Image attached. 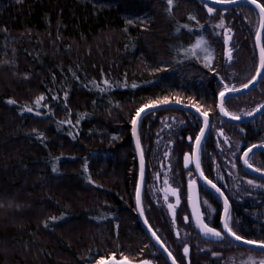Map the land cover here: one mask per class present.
Masks as SVG:
<instances>
[{"label":"trees","instance_id":"trees-1","mask_svg":"<svg viewBox=\"0 0 264 264\" xmlns=\"http://www.w3.org/2000/svg\"><path fill=\"white\" fill-rule=\"evenodd\" d=\"M257 1L264 7V0ZM199 4L200 0H172L171 5L168 0H0V75L5 76L0 80L5 93L0 94V184L17 189L19 201L30 205L20 218L0 222V248L1 243L8 245L0 253V264H97L108 258L167 264L137 220L139 169L131 122L141 108L172 101L191 104L209 116L200 149L201 170L230 203L231 231L264 243V180L245 173L240 165L247 148L264 145V113L242 125L226 123L217 114L218 96L244 87L257 73V31L251 28L255 14L249 6L214 9L213 19L225 12L224 21L234 32V61L227 63L220 38L205 29L213 49L211 63L177 60L174 23L199 26L211 20ZM192 38L185 31L180 36L184 43ZM228 72L234 74L230 89L225 86ZM26 81L36 89L27 99L21 88ZM121 83L135 88H119ZM107 85L114 89L109 91ZM13 93L20 94V102L12 100ZM38 101L39 109L44 108L40 116L21 110ZM263 104L264 76L250 93L226 99L224 108L240 117L237 112ZM167 115L184 124L167 139L181 184L178 235L149 194L156 133ZM201 126L195 115L177 109L152 112L141 120L145 218L178 264H217L238 251L264 257L226 237L209 242L196 232L185 192L188 176L195 177L190 154ZM219 130L238 147L231 160L220 151L215 133ZM248 162L264 172V152L254 153ZM228 171L241 179L235 196L227 189ZM192 183H197L201 212L207 205L214 208L211 214L202 212L204 222L219 230V198L197 180Z\"/></svg>","mask_w":264,"mask_h":264},{"label":"rangeland","instance_id":"rangeland-1","mask_svg":"<svg viewBox=\"0 0 264 264\" xmlns=\"http://www.w3.org/2000/svg\"><path fill=\"white\" fill-rule=\"evenodd\" d=\"M199 5L203 7V9L205 10V12H207L211 20H209L208 22L206 21L204 25H199V26L198 25L190 26V25H186L182 23H174V25L176 26L174 27V30L172 33L173 40H174V42L172 43V46L174 48V51L176 52L177 60L194 58V59H198L204 62L205 64L211 63L213 59V49L211 45L209 44V42L207 41L206 36L204 35L203 29H205L206 32L211 33L212 36L220 38V41L223 44V51H224L225 60H227V63L234 61L236 59L234 57H235V52L237 50V47L235 45L234 32L230 28V26L225 23L224 18H223L226 13L223 12L218 19L216 18L213 19L215 15V10H214L215 8L208 6L205 3L202 4V2ZM209 9H212V11L209 12ZM253 11L255 14V18H254V21L251 23V28L252 30L257 31L256 28L258 27V24H259V15L255 9H253ZM183 31L191 34L192 36H194V38H192L189 42L184 43L182 40H180V36ZM198 42H200L199 46H197ZM228 73H229L228 74L229 81L225 83L226 84L225 86L228 89L234 88L233 87L235 85L234 74L231 72H228ZM4 77L5 76L3 74L0 75V80H2ZM16 83L13 85L18 86V84ZM0 84L2 85L1 82ZM228 84H232V85H228ZM133 85L135 84L121 83L119 88H135L133 87ZM106 87L110 88L109 91L114 89L111 85H107ZM21 88L23 89L22 92H24L26 99L28 97H32L36 91L35 86L31 85L29 81H26V84L23 83ZM0 91L2 92L3 89L1 88ZM1 92L0 94H5ZM12 97H13L12 100L17 101V102H20V100L22 99L19 93H13ZM33 106H22L21 110L22 111L24 110V112L29 113L34 116H40L42 114V110L44 109V108L39 109L42 107V103L37 102L35 106L34 107ZM257 106L254 108H258L261 105H259L258 107ZM28 109H31V111H28ZM253 109L249 111H240V112H237L236 114L240 116L245 115L249 113L250 111H252ZM66 124L69 125L67 121H66ZM131 125H132V122H131ZM182 125H184L182 122L168 115L165 116L161 120V127L156 133L155 148H154V164L151 165V169H150L151 179H150V185H149V194L152 200L163 210L166 218L169 220L170 225L175 231L176 235H178V230L176 227V224H177L176 213L181 204V199H180L181 184L178 180L176 172L174 171L175 158L173 157L174 155H173L172 148L168 147L170 141L167 139H169V137L172 134H174L175 131L178 128H180ZM138 132H139V128H138ZM215 133L219 141L220 151L224 152L225 154H228V160H231L233 156L235 155V153L237 152V149H238L237 145L235 143L234 145L231 144L229 141V138L222 132V130L215 131ZM196 180L197 179L195 177L193 178L192 175L188 176V180H187L188 187L191 182H194ZM240 180L241 179L239 178V176L236 175V173H232L228 171L227 189L231 194H233V196L237 195V192L240 191ZM188 187L185 192V201L188 203L189 216L191 217ZM15 191H17V189L9 190L3 187L2 184H0V222L2 220H7V221L16 220L18 219V217L20 218L22 216V213L24 211L28 210V207L30 208V205H28L27 203H24L25 205H23L22 202L19 201L18 196H17L18 193H15ZM134 195L136 196V190H135ZM135 196H134V199H135ZM134 204H135V201H134ZM169 205H171L172 207L170 208ZM142 209H143V198H142ZM213 209H214L213 207L207 205L205 210H203L202 212L211 214ZM135 212L137 215L136 204H135ZM143 212H144V209H143ZM228 216L229 218L231 216L230 209H229ZM100 217L102 218L103 216H100ZM104 217L106 218L108 216L105 215ZM137 220H138V217H137ZM184 220L186 222L187 217H184ZM231 220H232V216L230 218V222L228 226H231ZM220 226H221V219H220ZM217 231L220 232V229ZM184 232L187 235V232L185 230ZM205 240L209 242H215V241L208 240V239H205ZM6 247H8V245L6 246L5 243H1L2 249L0 248V253H3V250ZM188 247H189L188 245L185 246V248L187 249ZM185 248L183 249V253L185 257L187 258L189 250L187 254H185ZM251 251H254V250H251ZM221 258H225V257H218L217 259H221ZM104 261L105 260H99L97 264H101ZM118 261H123V260H118ZM262 261H264V257H260L254 253L247 252V251H238L236 252L235 255L230 256L217 264H261ZM132 264H159V263H157L155 260H142L139 262H133Z\"/></svg>","mask_w":264,"mask_h":264},{"label":"water","instance_id":"water-1","mask_svg":"<svg viewBox=\"0 0 264 264\" xmlns=\"http://www.w3.org/2000/svg\"><path fill=\"white\" fill-rule=\"evenodd\" d=\"M200 1L215 9H222V10L234 8L237 6H249L255 9L259 15V24H258L256 36H255V47H256L257 58H258L257 73L254 76V78L251 80V82L247 84V87L244 86L239 89L225 90L222 92L224 93V96L222 97L220 94L218 96V101H217V114L224 122L229 123V124H234V125H242L244 123L250 122L264 113V107H262L264 106V104L259 106L254 111H252L251 113L245 116L234 117V116L229 115L228 113L227 115H225L226 111L224 108V102L226 99L243 96L247 93H250L252 90H254L258 86V84L260 83V81L262 80L264 76V68L261 67V48L263 47L262 42L264 38V12L261 11L262 5L257 0H255V2H253V0H235V2L221 1V0H200ZM257 5H260L261 7H257ZM258 73L260 74L258 75ZM221 108H223L224 111H221ZM141 109H143V111H140ZM141 109L139 110L140 111L139 117H137V114H136L133 119L137 121L135 135L133 134V124L131 125L132 144H133V149L136 155V159L138 162V169H139V178H138V182L136 186L137 188H136V196H135L136 211H137V217H138V222H139L140 227L143 229L145 234L154 244L156 249L164 257L166 262L168 264H173V261H175V264H178L177 261L174 259V257L171 255V253L167 250V248L163 245L160 239L156 236V234L150 228L145 218L143 209H142V198H143V190H144V183H145V166H144L143 155H142V151H141V147L139 143L138 128H139L141 120L146 115L152 112H156L160 110H168V109H177V110H183V111L189 112L195 115L197 118H199L202 121L201 129H204V134L201 135V129H200V132L197 136V137H200L199 143H197V140H195L193 144V151L191 155V166L193 168V171L198 181L205 188L213 192L222 203V215H221V226H220V232L222 233V237H226L236 246L264 253V247H261L260 243H246V241L248 240H245L242 238L240 240H236L231 234H229L224 229V224L227 222L228 215H229V209H230L229 201L227 197L225 196V194L222 192V190L204 176L201 170V167H200V162H199L201 145L203 143V140L209 128V123H210L209 117L205 115L203 112H201L197 107L191 104L179 103L175 101L158 103V104H150ZM205 120H207V126H205ZM254 146L256 147L251 146L243 152L241 159H240V165L245 173L253 177H257V178L264 180V172L253 168L248 162L249 157L253 155L254 153L264 152V145H254ZM197 163L199 164V167H197ZM188 194H189V206H190L191 218H192V222H193V225L196 231L203 238L208 239V240L219 241L220 239H222V238H217L211 234H205L203 226L206 225V223L203 220L202 213L200 210L199 193H198L197 185L195 183H192L189 185ZM207 227L210 228L209 226ZM101 264H131V263L125 260L118 261L113 258H110V259L105 260Z\"/></svg>","mask_w":264,"mask_h":264},{"label":"snow or ice","instance_id":"snow-or-ice-1","mask_svg":"<svg viewBox=\"0 0 264 264\" xmlns=\"http://www.w3.org/2000/svg\"><path fill=\"white\" fill-rule=\"evenodd\" d=\"M168 2L171 5L172 0H168ZM230 2H235V0H230ZM253 2H255V0H253ZM257 7H261V6L260 5H257ZM211 11H212V9H209V12H211ZM261 11L264 12V7H261ZM199 43L200 42L197 43V46H199ZM261 67L264 68V47L261 48ZM259 74L260 73H258V75ZM105 83H107V81H105ZM133 87H135V85H133ZM245 87H247V85H245ZM221 96L223 97L224 96V93H221ZM9 103H14V101H9ZM262 107H264V106H262ZM28 111H31V109H28ZM140 111H143V109H141ZM140 111L137 112V117H139ZM221 111H224V109L221 108ZM225 115H227V112H225ZM132 124H133V134L135 135L136 134L135 129H136L137 121L136 120H133L132 121ZM205 126H207V120H205ZM203 134H204V129H201V135H203ZM196 140H197V143H199L200 137H197ZM253 147H256V146H253ZM185 160H186L185 166L187 167V160H188V158L185 157ZM245 162H247V161H245ZM197 167H199V164L198 163H197ZM53 170L55 171V168ZM138 203H139V201H138ZM169 207L171 208L172 206L169 205ZM53 219H55V218H53ZM203 228H204L205 234H211V235H213V236H215L217 238H222V233L221 232H218V231H215L214 229L208 228L207 225H204ZM224 229L229 234H231L236 240H240L241 239V237L236 236L235 233L231 232V229L229 228L227 222L224 224ZM246 243H255V242L254 241H246ZM260 246L261 247H264V243H261ZM187 252H188V249L185 248V254H187ZM173 264H175V261H173ZM261 264H264V261H262Z\"/></svg>","mask_w":264,"mask_h":264},{"label":"flooded vegetation","instance_id":"flooded-vegetation-1","mask_svg":"<svg viewBox=\"0 0 264 264\" xmlns=\"http://www.w3.org/2000/svg\"><path fill=\"white\" fill-rule=\"evenodd\" d=\"M206 115V114H205ZM208 116V115H207ZM209 117V116H208ZM201 123H202V121H201ZM202 127V126H201ZM199 134V133H198ZM197 138V137H196ZM196 140V139H195ZM195 142V141H194ZM194 144V143H193ZM202 146V145H201ZM193 151V150H192ZM192 155V154H191ZM200 162V161H199ZM193 169V168H192ZM195 174V173H194ZM196 177V176H195ZM196 179H197V177H196ZM197 182L199 183V184H201L199 181H198V179H197ZM196 185H197V183H195ZM202 185V184H201ZM198 188V187H197ZM223 192V191H222ZM202 217H203V215H202ZM159 252V251H158ZM160 253V252H159ZM168 264V263H167Z\"/></svg>","mask_w":264,"mask_h":264}]
</instances>
